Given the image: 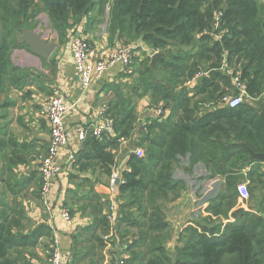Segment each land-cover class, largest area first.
<instances>
[{
    "label": "trees",
    "instance_id": "16d2710c",
    "mask_svg": "<svg viewBox=\"0 0 264 264\" xmlns=\"http://www.w3.org/2000/svg\"><path fill=\"white\" fill-rule=\"evenodd\" d=\"M95 10L101 15L108 13L107 32L111 38L134 42L143 36L159 51L182 47L178 54L159 60L168 71L166 82H156L155 71L146 64L138 70L137 83L130 92L122 93L116 84H110L115 92L113 102H108L115 120L114 133L101 139L89 133L84 147L99 150L79 156L82 161L98 159L106 172L113 174L117 161L112 150L131 137L138 99L150 94L154 101L158 98L168 103V108L164 105L169 110L167 116L142 127L147 132L136 144L144 149L145 156L131 153L119 183L121 199L134 196L139 211V220H134L128 217L131 214L123 213V204L116 224V230L126 226L139 232L125 246L132 253L128 264H264V194L255 207L257 212L235 209L242 170L259 164V169H251L248 177L252 183L255 179L261 182L256 177H264V170L259 172L264 165L250 159L244 146L264 153L261 110L248 100L236 108L220 104L238 71L247 82L250 98L264 91V0H0V93L5 77L22 69L12 61L14 50H30L17 40L16 32L38 27L37 19L46 13L62 44L68 41L67 34L75 24ZM218 12H222L223 24L230 30L221 41L212 35ZM225 55L227 68L222 70ZM201 66L209 73L188 88L186 82L198 74ZM229 68L232 73L227 71ZM3 148L0 142V152ZM187 156L189 167L204 163L210 176L220 177L224 183L206 207L209 218L203 219L205 225L196 222L185 227L172 252L168 244L174 237L173 227L160 202L172 194L181 197L177 190L187 191L184 180L174 176ZM3 194L6 192L0 190V264H29L28 255L32 256L39 240L52 238L53 232L42 224L25 233L28 218L20 212L11 215ZM97 209L102 210V205ZM95 223V240L105 246L98 229L103 234L109 231L107 216H97Z\"/></svg>",
    "mask_w": 264,
    "mask_h": 264
},
{
    "label": "crops",
    "instance_id": "0c3cea01",
    "mask_svg": "<svg viewBox=\"0 0 264 264\" xmlns=\"http://www.w3.org/2000/svg\"><path fill=\"white\" fill-rule=\"evenodd\" d=\"M91 15L94 13H90L88 18L84 17L83 21L75 24L73 31L67 34L68 41L62 44L55 31L56 40L52 41L57 42L58 46L49 59L35 56L26 47L15 49L12 61L22 69H16L5 77L3 90L0 93V142L4 144L0 152V190L6 192L3 197L10 204L8 211L11 215L16 212L23 213L28 218L30 224L25 229V233H29L34 227L42 224L49 226L53 232L52 238L44 237L39 240L36 248L32 250V256L28 255L29 264H50L53 246L51 241L54 239L59 240L65 251L66 260L70 259V264H93L98 260L96 249L98 243L92 232L93 229H97L96 217L107 215L108 207L112 202H117L116 205H118L117 197L120 193L119 184L114 193L110 191L111 176L119 172V166L130 153L138 148L137 140L140 136H145L147 132L142 127L158 119L150 110V106L162 105L164 115L161 117L169 113L163 104L151 102L148 95L138 99L136 103L137 122L131 132V137L122 140L119 148L112 150L117 164L112 167L113 174L111 175L106 172L98 159L90 161L83 159L82 161L79 157L85 153L91 155L94 151L97 152L99 150L97 147H94L92 152L84 147L83 142L75 140L62 148L57 158L59 172L49 194L50 204L54 207V211L50 213L46 210L40 194L42 185L40 167L48 151L51 124L42 114L43 104L54 96H61L69 103H76V107L65 117V123L69 128L73 129L81 123H91L96 120V110L102 101L110 103L115 98L113 86L110 84L114 85L117 82L113 80L105 82L104 79L125 68L118 64L106 72L103 80L90 90L82 89L69 40L74 35L85 37L98 49L103 59L109 58L123 43L122 39L109 36L108 20L102 22L101 18H93ZM45 16L49 20L46 13ZM99 27H106V30L102 32ZM44 60L48 63L45 64ZM230 88H227L226 92ZM247 100L258 108L256 102L264 103V91L257 98L248 96ZM128 144L131 146L123 154L122 146L125 145L127 149ZM183 159L187 160L185 166H183ZM250 159H252L251 156ZM83 162L86 164L81 166ZM180 164V168H184L187 176L186 178L183 175L175 177L184 180L187 185L185 196L179 198H182L181 201L186 200V207L181 209L186 211L188 223L201 222L202 215L206 220L209 218L206 217L208 215L206 207L210 200L219 193L224 180L220 177H211L204 163L189 167L188 156L182 158ZM251 169L258 170L259 164L248 165L240 173L241 180L237 186L239 197L235 209L243 208L257 212L255 207L259 205L261 194H264V177L263 175L256 177L260 178L261 182L255 179L256 183H252L248 177ZM262 170L264 166H261L259 172ZM257 182L260 183L257 185ZM8 183H11L10 187ZM244 185L248 188L249 197L243 199L240 198L241 192L238 187ZM250 192L255 196L251 197ZM99 204L102 205V210L97 209ZM64 210H69L70 221L61 217ZM233 220L231 217V221ZM98 234L102 237L106 235L101 232L100 228ZM107 235H111V232ZM171 244H175V239L169 242L168 246L173 247Z\"/></svg>",
    "mask_w": 264,
    "mask_h": 264
},
{
    "label": "built area",
    "instance_id": "2783aa9c",
    "mask_svg": "<svg viewBox=\"0 0 264 264\" xmlns=\"http://www.w3.org/2000/svg\"><path fill=\"white\" fill-rule=\"evenodd\" d=\"M207 32V31H205ZM230 33L228 27L223 24L222 12L215 14L213 21V37L221 41L226 35ZM70 50L74 65L79 75L80 84L83 90H90L95 84H98L106 72H108L114 66L120 64L124 67L130 66L134 62V50L135 47L127 44H120L112 55L103 59L100 57L99 51L93 46V44L83 36H74L70 41ZM227 68L226 55L224 56L222 70ZM232 73L229 68L227 70ZM200 72L196 76L192 77L186 82V86L192 87L196 84L197 79L202 76ZM234 88V90H232ZM248 85L247 82L242 79L241 72L238 71L232 78V87L222 95L220 98V104L223 106H229L236 108L243 102H246L248 97ZM76 107V103H69L61 96H54L47 100L43 104L42 114L49 120L51 124V138L48 147V151L40 167L42 185H41V197L46 207V210L53 213L54 207L50 204L49 194L51 193L52 186L56 175L59 172L57 165V158L62 148L67 147L72 141L78 140L84 142L89 133L94 137L103 138L104 135L110 136L114 133L115 120L109 112V106L107 102H103L96 110V120L91 123H81L75 128H69L65 123V117L67 114ZM150 110L157 116V118L164 115V108L162 105L150 106ZM137 156L143 157L145 151L143 148L138 147L134 152ZM119 171V170H118ZM118 174L114 173L111 176L110 191L114 193L118 186L117 178ZM241 192L240 198H248L249 192L246 185L238 187ZM107 220L111 226V233L116 230V224L118 220V209L115 202L109 207L107 212ZM64 220L70 221L71 215L69 210H64L61 214ZM105 238L110 235L104 236ZM66 255L59 240L54 239L52 246L50 264H65Z\"/></svg>",
    "mask_w": 264,
    "mask_h": 264
},
{
    "label": "rangeland",
    "instance_id": "374dc122",
    "mask_svg": "<svg viewBox=\"0 0 264 264\" xmlns=\"http://www.w3.org/2000/svg\"><path fill=\"white\" fill-rule=\"evenodd\" d=\"M94 12H95L94 15H92L93 18H95V17L101 18L102 22H104L105 20H109L108 13L107 14L103 13L101 15L98 10H95ZM37 20L40 21L39 26L36 28H34V25L30 26L31 29L34 28V30H36L39 28L40 33L44 34L45 37L50 42L52 40H56L55 31L53 29L54 26H51L49 20L45 16V13H42ZM104 29L106 30V27H99V30L102 32H104ZM1 31L2 30L0 28V37H1ZM21 35H22V32H20V31L16 32L15 37L17 38L18 41H19L18 38H20ZM128 39L125 40V42H123V43L135 47L134 54H135V56H137L136 61L134 62V64L132 66H130L128 68H123L122 71L117 72L115 75H109V77L107 76L104 79L105 82H110L111 80H113L114 82H117V83H115L116 87L122 93H127V92H130L132 90V88L137 83L138 70L140 68H142L144 65L150 64L152 62V57L156 52H163V53H165V57H167V56L171 57L172 55L178 54L179 50L182 49V47H180L181 46L180 45L179 49L169 46L166 49V51H162V50L159 51V50H155L151 44L144 41L143 36H140V38L134 42H130ZM185 49H187V48H185ZM200 72H203V74L209 73L206 70L205 66H201V70L198 71V73H200ZM154 74H155L154 80L156 82H163L168 75V71L163 66L159 65L158 71L155 72ZM164 82H166V81H164ZM139 83H140V77H139ZM177 90H179V89H177ZM147 97L151 102H154V104H163L168 108V103L165 100H161V99L158 100V98H157V100L154 101L150 94H148ZM105 102L108 103V101H105ZM102 103H103V101H102ZM209 106L210 105H208L207 107H209ZM130 146L128 144L126 146L127 149L125 148V145L122 146L123 154H124V152H126V150H128V147L130 148ZM183 161H184L183 166H185V164H186L185 162L187 160L183 159ZM180 166H181V164H180ZM180 166L178 167L179 170L177 168L175 173H174L175 177H181L183 175V177L186 178L187 176H186V173L184 171V168H180ZM239 183H240V181L238 182V184ZM177 191L180 193L179 196H181V197L183 195L185 196V194H184L185 191H182V190H177ZM174 195L175 194H172L168 200L164 201L163 203L160 202V204H161L163 210L166 212V218L168 219L169 223L173 227V233H174L173 239H175V244H176V240L178 239V237H180V235L182 236L183 229L189 225H192V223H188L187 213L185 210L183 211L181 209V208L186 207V200L183 199V201H181V199L183 197L181 199H179L180 197L177 199L174 197ZM117 200H118V205H117L118 206V218H119V215L121 216L122 205L126 204L122 208L123 213L124 214H131V216H128V217H130L134 220H139L138 206H137V202H136V199L134 196L121 199L120 194H119V196L117 197ZM110 205H109V207H110ZM109 207H108V210H109ZM206 217L208 218L209 215H207ZM200 220H202L201 222H203V215L200 217ZM215 220H216L215 218H212V221H215ZM193 222H194V219H193ZM175 227H176V229H174ZM110 232H111V226L109 225V231L106 233V235ZM138 235H139V232L137 231L136 228H134V227L128 228V227L124 226L123 228H119L118 230H114V232L111 233L110 237H108V238H105L103 236L102 240L106 246H104L100 242H98L96 249H97V252H98L97 254H98L99 258L97 261L93 262V264H105L106 259H107L106 264H116V263H118V260H120V262H121L120 264H128V261H127V260H129L128 257L131 256L132 253L127 251L126 247L129 246L133 242V239L135 238V236H138ZM53 243H54V241L52 240L51 244L53 245ZM175 244L174 245L171 244V245H173V247H171V246L169 247L172 252H175ZM181 244H183V242ZM116 246L118 248H116ZM108 256H110L111 258L110 259L106 258ZM69 260L70 259L66 260L67 262L65 264H70ZM72 264H76V263H72Z\"/></svg>",
    "mask_w": 264,
    "mask_h": 264
},
{
    "label": "water",
    "instance_id": "95a60500",
    "mask_svg": "<svg viewBox=\"0 0 264 264\" xmlns=\"http://www.w3.org/2000/svg\"><path fill=\"white\" fill-rule=\"evenodd\" d=\"M22 35L19 38L20 43L27 44L31 50V52L40 58L49 59L54 51L57 49L58 43L57 42H49L48 39L45 37L44 34L40 33L39 29L30 30L29 28H22L21 29ZM165 57V53L163 52H156L152 57V62L150 63V67L157 72L159 69V60ZM258 108L262 111L261 117L264 122V103L258 101L256 102ZM246 146V145H245ZM248 152L252 159L260 161L264 163V153H256L251 148L246 146ZM131 153L128 155V158L119 166V174L117 178V183L119 184L121 179L123 178V173L127 168L129 157ZM120 260H118V264H120Z\"/></svg>",
    "mask_w": 264,
    "mask_h": 264
}]
</instances>
